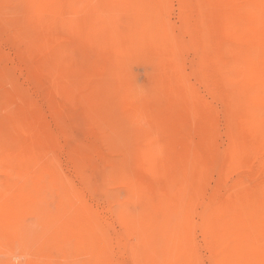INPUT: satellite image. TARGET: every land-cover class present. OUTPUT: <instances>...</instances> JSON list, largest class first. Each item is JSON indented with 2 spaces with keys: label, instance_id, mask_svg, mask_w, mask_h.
<instances>
[{
  "label": "rangeland",
  "instance_id": "1",
  "mask_svg": "<svg viewBox=\"0 0 264 264\" xmlns=\"http://www.w3.org/2000/svg\"><path fill=\"white\" fill-rule=\"evenodd\" d=\"M262 66L264 0H0V264H264Z\"/></svg>",
  "mask_w": 264,
  "mask_h": 264
},
{
  "label": "bare ground",
  "instance_id": "2",
  "mask_svg": "<svg viewBox=\"0 0 264 264\" xmlns=\"http://www.w3.org/2000/svg\"><path fill=\"white\" fill-rule=\"evenodd\" d=\"M187 2V1H186ZM190 2V1H189ZM50 3H52L51 1H50ZM56 3V2H55ZM64 3V2H63ZM62 3V4H63ZM195 3V2H194ZM52 5V4H51ZM55 5V4H54ZM185 5V4H184ZM53 6V5H52ZM56 6V5H55ZM62 6H65V5H62ZM58 8H59V4H58V6H57ZM56 7V8H57ZM185 7V6H184ZM183 11V10H182ZM187 11H189V10H187ZM188 13V12H187ZM188 15V14H187ZM193 15V14H192ZM189 16V15H188ZM196 20H197V18H196ZM249 22V21H248ZM194 24V23H193ZM193 24H192V26H193ZM200 24V23H199ZM190 25V24H189ZM248 25V24H247ZM188 26V25H187ZM191 29V27H189L188 26V29ZM252 29V28H251ZM194 32V31H193ZM192 32V33H193ZM195 33V32H194ZM251 33V32H250ZM260 33V32H259ZM196 35V34H195ZM254 38V37H253ZM252 38V39H253ZM257 38H258V36H257ZM256 40V39H255ZM260 45V44H259ZM160 52V51H159ZM161 55V54H160ZM207 57H209V54H208V56ZM203 60H205V59H203ZM202 60V61H203ZM164 63V62H163ZM203 63V62H202ZM201 63V64H202ZM208 64H209V59H208V62H207ZM200 64V65H201ZM263 64V63H262ZM201 67V66H200ZM206 67V66H205ZM262 67H264V66H262ZM163 68V67H162ZM201 70L203 69V65H202V68H200ZM263 69V68H262ZM166 70V69H165ZM203 70H205V69H203ZM203 70H202V72H203ZM207 70V69H206ZM167 71V70H166ZM169 71V70H168ZM208 71V70H207ZM206 72V71H205ZM170 73V72H169ZM204 73V72H203ZM207 73V72H206ZM209 73V72H208ZM168 74V73H167ZM205 74V73H204ZM161 75H163V73L161 74ZM209 76V75H208ZM179 77V76H178ZM206 77V76H205ZM208 78V77H207ZM181 80V79H180ZM208 80V79H207ZM210 80H212L211 78H210ZM183 83V82H182ZM211 85V84H210ZM214 85V84H213ZM185 86V85H184ZM212 86V85H211ZM172 89H173V87H172ZM185 88L183 87V90H184ZM220 90V89H219ZM171 91V90H170ZM32 116V115H31ZM46 127V126H45ZM34 129V128H33ZM39 129V128H38ZM251 138L248 140V146H249V149L248 150H250V153H249V155H250V173H253V175L254 176H257V175H260V174H263L264 173V143H262V141H260L259 139H257V137L255 136V134L253 133V132H251ZM24 159H25V157H23ZM8 169V168H7ZM55 169V168H54ZM11 171V170H10ZM5 172V171H4ZM8 172V171H7ZM32 172H33V170H32ZM58 172V171H57ZM10 173V172H9ZM21 174V173H20ZM11 175V174H10ZM26 175V174H25ZM35 175V174H34ZM16 176H19V175H16ZM22 177V176H21ZM24 177V176H23ZM28 178V177H27ZM36 178V177H35ZM44 178V177H43ZM23 179V178H22ZM255 179V178H254ZM18 180V179H17ZM28 180V179H27ZM32 181H33V179H31ZM46 181V180H45ZM44 181V182H45ZM17 182V181H16ZM15 182V183H16ZM20 182V181H19ZM26 182V181H25ZM49 182V181H48ZM51 182V181H50ZM49 182V183H50ZM58 182V181H57ZM56 182V183H57ZM21 183V182H20ZM30 183V182H29ZM28 183V184H29ZM33 184V183H32ZM32 184H30V185H32ZM52 184V183H51ZM50 184V185H51ZM21 185H24V184H21ZM21 185H20V187H18V185H17V187H18V189H20L21 188ZM57 185V184H56ZM14 186H16V185H14ZM25 186H26V184H25ZM25 186H24V188H25ZM29 186V185H28ZM59 186V185H58ZM33 187V186H32ZM38 187V186H37ZM52 187V186H51ZM238 186L236 185V186H234L233 187V190H232V193H231V195L228 197V199H227V206H226V210H225V212H224V215L227 217V218H225V220L223 219L219 224H218V222H217V225H219L221 228H223L224 230H227V231H233V230H237V231H233V233H240L241 232V234L242 235H245L246 237H248L249 235H248V232L246 231V230H242V231H240L239 229L242 227V220H241V218H240V216L242 215V212H243V210L244 209H246V207H243L242 206V204H243V201H244V198H247V196L246 197H241V195H237L238 194V188H237ZM13 188V187H12ZM23 188V189H24ZM36 188V187H35ZM34 188V189H35ZM14 189V188H13ZM16 189V188H15ZM14 189V190H15ZM23 189H20L21 191L23 190ZM27 189V188H26ZM26 189H24L25 191H26ZM34 189H32L33 191H35ZM23 190V193L25 192ZM38 190H39V188H38ZM8 191H9V189H8ZM17 191V190H16ZM46 191H47V189H46ZM49 191H50V189H49ZM53 192V191H52ZM245 192V191H244ZM10 193V192H9ZM12 193V192H11ZM37 193V192H36ZM50 193V192H49ZM54 193V192H53ZM58 193V192H57ZM17 194V193H16ZM39 194V193H38ZM47 194H48V192H47ZM51 194V193H50ZM49 194V195H50ZM33 195V194H32ZM37 195V194H36ZM40 195V194H39ZM58 195V194H57ZM34 196H35V194H34ZM74 196V195H73ZM25 197V196H24ZM48 197V196H47ZM7 199H8V197H6ZM17 200L19 199V198H17V197H15ZM28 198V197H27ZM26 198V199H27ZM33 198V197H32ZM12 199V198H11ZM21 199V198H20ZM40 199H41V197H40ZM78 200V199H77ZM36 201V200H35ZM28 202V201H27ZM17 203H18V201H17ZM37 204V203H36ZM34 204L35 205V207L34 208H36V210H37V205L39 204ZM78 204V203H77ZM79 205V204H78ZM18 206V205H17ZM21 206H23V205H20L19 206V210H21V209H23V208H21ZM39 206V205H38ZM77 206V205H76ZM86 205H84V207H85ZM24 207V206H23ZM26 207V206H25ZM42 207H43V205H42ZM91 207V206H90ZM223 207V206H222ZM10 208V207H9ZM21 208V209H20ZM86 208H88V206H86ZM85 208V209H86ZM12 209H17V208H13L12 207ZM32 209H33V207H32ZM43 209V208H42ZM41 209V210H42ZM76 209H77V207H76ZM79 209V208H78ZM77 209V210H78ZM81 209V208H80ZM84 209V208H83ZM83 209H81V210H83ZM90 209V208H89ZM11 210V209H10ZM19 210L17 211V213H19ZM31 210V209H30ZM34 210V209H33ZM32 210V211H33ZM36 210L34 211V212H36ZM40 210V211H41ZM241 210V211H240ZM15 211V210H14ZM14 211H13V214H14ZM15 211V212H16ZM38 211V210H37ZM76 211V210H75ZM79 211V210H78ZM90 211V210H89ZM88 211V212H89ZM23 212H24V209H23ZM80 212H82V211H80ZM239 212H240V214H239ZM79 213V212H78ZM85 213V212H84ZM238 213V214H237ZM23 214V213H22ZM32 214V213H31ZM51 214H54V213H51ZM18 215V214H17ZM24 215V214H23ZM33 215V214H32ZM55 215H56V213H55ZM25 216V215H24ZM87 217V216H86ZM90 217V216H89ZM88 218V217H87ZM48 219V218H47ZM75 219V218H74ZM83 219V218H82ZM89 219V218H88ZM92 220V219H91ZM83 221V220H82ZM47 222V221H46ZM84 223V222H83ZM89 223V222H88ZM91 223H92V221H91ZM75 224V223H74ZM16 225V224H15ZM84 225V224H83ZM234 225H235V227H239V228H235L234 229ZM249 225V224H248ZM73 226V225H72ZM72 226H71V228H72ZM89 226V225H88ZM86 228H87V226H86ZM74 229V228H73ZM79 229V228H78ZM91 229V228H90ZM215 229V228H214ZM81 231V230H80ZM79 231V232H80ZM86 231V230H85ZM78 232V233H79ZM88 232V231H87ZM67 234V233H66ZM68 235H69V233H68ZM71 236V235H70ZM69 237V236H68ZM251 237V236H250ZM249 237V238H250ZM71 238V237H70ZM248 238V239H249ZM73 239H75V238H73ZM99 239V238H98ZM77 241V240H76ZM50 245H51V243H50ZM40 251V250H39ZM33 252V251H32ZM42 252V251H41ZM211 252V251H210ZM48 254H50V253H48ZM47 254V255H48ZM43 257V256H42ZM34 258V257H33ZM44 258V257H43ZM42 258V259H43ZM32 259V258H31ZM36 259V258H35ZM42 259H36V260H42ZM56 259V258H55ZM34 260V259H33ZM44 261V262H43ZM43 261H41L42 263H45V264H47V259H45V260H43ZM258 261V260H257ZM64 262V261H63ZM30 263H31V261H30ZM33 263V262H32ZM67 263V262H66ZM66 263H64V264H66ZM34 264V263H33ZM38 264V263H37ZM39 264H40V262H39Z\"/></svg>",
  "mask_w": 264,
  "mask_h": 264
}]
</instances>
